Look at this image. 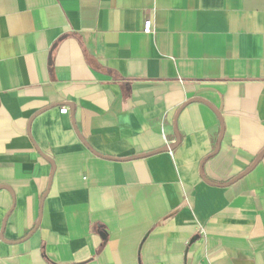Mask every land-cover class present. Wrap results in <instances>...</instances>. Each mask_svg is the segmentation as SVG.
Wrapping results in <instances>:
<instances>
[{"label":"crops","instance_id":"obj_1","mask_svg":"<svg viewBox=\"0 0 264 264\" xmlns=\"http://www.w3.org/2000/svg\"><path fill=\"white\" fill-rule=\"evenodd\" d=\"M263 150L264 0H0V264H264Z\"/></svg>","mask_w":264,"mask_h":264},{"label":"built area","instance_id":"obj_2","mask_svg":"<svg viewBox=\"0 0 264 264\" xmlns=\"http://www.w3.org/2000/svg\"><path fill=\"white\" fill-rule=\"evenodd\" d=\"M142 32L144 34H149L151 32V22L150 20H146L144 23H143V28H142ZM60 114H66L67 113V109L66 108H61L59 110Z\"/></svg>","mask_w":264,"mask_h":264},{"label":"water","instance_id":"obj_3","mask_svg":"<svg viewBox=\"0 0 264 264\" xmlns=\"http://www.w3.org/2000/svg\"><path fill=\"white\" fill-rule=\"evenodd\" d=\"M221 136H222V132L220 133V136H219L218 146H217L216 151H217L218 148H219L220 140H221ZM168 149H171V146H170V147H166V148H164L163 150H160V151H166V150H168ZM263 153H264V150L259 154V157H260ZM257 161H258V160H255V161L253 162V164L248 168V170H247L246 172H248L250 169H252V167L257 163ZM246 172H244V173H246ZM239 177H240V176H239Z\"/></svg>","mask_w":264,"mask_h":264}]
</instances>
